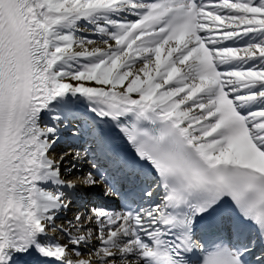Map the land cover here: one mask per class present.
Masks as SVG:
<instances>
[{
	"label": "snow or ice",
	"instance_id": "snow-or-ice-1",
	"mask_svg": "<svg viewBox=\"0 0 264 264\" xmlns=\"http://www.w3.org/2000/svg\"><path fill=\"white\" fill-rule=\"evenodd\" d=\"M37 253L264 264V0H0V264Z\"/></svg>",
	"mask_w": 264,
	"mask_h": 264
},
{
	"label": "rangeland",
	"instance_id": "rangeland-1",
	"mask_svg": "<svg viewBox=\"0 0 264 264\" xmlns=\"http://www.w3.org/2000/svg\"><path fill=\"white\" fill-rule=\"evenodd\" d=\"M53 233H55V230H51Z\"/></svg>",
	"mask_w": 264,
	"mask_h": 264
},
{
	"label": "bare ground",
	"instance_id": "bare-ground-1",
	"mask_svg": "<svg viewBox=\"0 0 264 264\" xmlns=\"http://www.w3.org/2000/svg\"><path fill=\"white\" fill-rule=\"evenodd\" d=\"M83 23V22H82ZM83 191V190H82ZM53 230H55V229H53ZM56 231V230H55Z\"/></svg>",
	"mask_w": 264,
	"mask_h": 264
}]
</instances>
